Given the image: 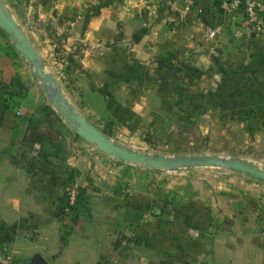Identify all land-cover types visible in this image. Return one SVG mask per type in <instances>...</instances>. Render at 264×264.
I'll list each match as a JSON object with an SVG mask.
<instances>
[{
    "label": "crops",
    "instance_id": "crops-1",
    "mask_svg": "<svg viewBox=\"0 0 264 264\" xmlns=\"http://www.w3.org/2000/svg\"><path fill=\"white\" fill-rule=\"evenodd\" d=\"M227 1L192 0L183 20L177 15L179 2L171 0L0 3L92 124L86 113L98 116L100 109L119 122L147 118L152 126L168 116L195 115L214 134L237 132L264 145V24L245 25L241 10L227 7ZM4 40L0 30V251L11 249L18 264L34 253L48 264H264V234L252 220L238 218L236 184L209 177L175 191L198 192L182 197L190 204L175 208L176 216L163 220L161 211L148 210V217L167 228L184 222L213 229L195 255L177 253L167 228L149 230L147 238L127 246L114 243L113 227L133 225L144 214L136 208L138 214L130 217L120 204H107L102 193L113 190L87 187L82 174L89 169L94 177L91 162L101 156L71 146L83 142L64 143L62 160L44 156L36 143H21L25 119L41 102ZM174 102H181L180 108L174 109ZM69 171L85 194L93 195L62 210L53 180ZM195 196L202 198L197 204ZM183 215L186 222L176 220ZM136 225L129 227L138 229L140 222Z\"/></svg>",
    "mask_w": 264,
    "mask_h": 264
},
{
    "label": "rangeland",
    "instance_id": "rangeland-1",
    "mask_svg": "<svg viewBox=\"0 0 264 264\" xmlns=\"http://www.w3.org/2000/svg\"><path fill=\"white\" fill-rule=\"evenodd\" d=\"M0 30L5 39V46L12 53L18 55L19 63L23 64V68L26 70L25 76L28 78L31 92H34L35 95L39 97L40 104H49L42 88V79L31 72L30 63L16 51L12 38L1 28ZM41 66L44 71L50 73L53 77L51 70L45 67L42 62ZM53 79L55 80L54 77ZM55 82L57 83L56 80ZM60 92L68 100L71 108H74L79 113H81L80 111L85 113L84 108L70 101L69 96L63 93L61 89ZM174 103L176 104L173 106L174 109L180 108L181 102ZM163 108L166 109V107ZM102 110L103 109L98 110V116H91L87 113L86 115L93 121L94 125L108 135L111 140L130 150L164 158H174L178 156L237 157L254 167L264 169V145L246 141L243 137L244 134H237V132L233 134L224 133V135L218 133L214 134L212 130L206 129L208 126L206 123L197 122L195 115L189 117L168 116L167 118H162L159 124L152 126L146 123L147 118H143V120L131 119L128 123L119 122L116 118L109 117L104 110V116H102ZM62 121L66 126V131L62 136L64 143L83 142L81 143L83 145H78L76 143L71 146L77 151H83L82 146H85L86 148H91L92 152L101 156L100 161L97 160V163L93 164V161L91 162L90 167L93 175H95L94 177L89 175V169L82 174L84 175L82 179L87 182V187L92 191L99 188L103 190L108 189L109 191L113 190L114 192L102 193L103 196L107 197V204L110 206L116 203L120 204L125 208V213H129L130 217L133 216V213H135V215L138 214L134 211L136 208H139L144 214L140 221H134L135 223H133V225L129 221V225L113 227L112 233L114 243L118 238H122L125 241L123 245L127 246L128 242L134 241L136 238H147L149 230L155 232L158 228H167L165 224L154 222L155 217H148L150 205L152 203H157L162 206V210L158 213V216L162 217L161 215H163V220L165 216L168 217V215H172V217L176 216V212L174 211L175 208L181 205L183 207L186 205L188 206V204H190L188 203V198L187 202H185V199L182 197H188L192 193L193 196L198 194V192L175 191L178 189H185L187 191L195 180L203 179L204 177L212 178L214 182H220L221 185L224 183L226 186H228V184L232 186V184L235 183L236 192L233 194L236 196L237 200L238 218L252 220L255 225L260 228L261 233L264 234V179L247 172L221 166L179 165L153 167L146 166L140 162H128L117 159L112 154L104 153L92 143L85 141L76 133L71 125L64 120ZM88 175L91 181H88ZM65 176L66 174H64L61 179L60 177L54 179V176H49L52 180L54 179L53 187L54 189L57 188L55 192H60L61 194L62 205H64L65 200L61 181ZM89 194H85V189L79 186L80 200L90 201L91 198L89 199V196H92L93 193ZM193 198L198 199L194 201V204H197L199 199L202 200V198L198 196ZM126 208L128 210L134 209L132 211H127ZM180 219L186 222L188 218H184V215L183 219L176 217V220ZM112 222L113 225L114 219ZM139 222L140 225L138 229L129 227H137L138 225H136V223ZM182 223L181 225L183 226L181 227L179 222L178 225H173L165 229V231L171 235L173 242L178 244L175 247L177 253H179V251H184L186 257L189 254L193 256L195 255L198 244L202 240L208 242L211 240L213 237V229H201L197 227L198 224L196 225V223ZM182 246L187 247L183 250ZM121 248L122 247H118V249ZM180 263L179 261L176 264ZM188 264L191 263L189 262ZM193 264H197L196 261H193Z\"/></svg>",
    "mask_w": 264,
    "mask_h": 264
},
{
    "label": "water",
    "instance_id": "water-1",
    "mask_svg": "<svg viewBox=\"0 0 264 264\" xmlns=\"http://www.w3.org/2000/svg\"><path fill=\"white\" fill-rule=\"evenodd\" d=\"M0 28L10 37H14L13 45L24 59L30 63L31 72L42 79V88L46 94L50 106L60 116V118L71 125L76 133L85 141L92 143L104 153L112 154L117 159L128 162H140L146 166L168 167L179 165H211L221 166L228 169H235L250 173L256 177L264 179V169L254 167L237 157H217V156H178L174 158H164L151 156L142 152L130 150L125 146L111 140L108 135L89 122L78 111L70 107L68 100L61 94L58 84L50 73L44 71L40 58L32 46L28 43L23 33L16 23L6 12L0 3ZM161 205L152 203L150 212L155 214L161 211ZM23 264H48L39 253L31 255Z\"/></svg>",
    "mask_w": 264,
    "mask_h": 264
},
{
    "label": "trees",
    "instance_id": "trees-1",
    "mask_svg": "<svg viewBox=\"0 0 264 264\" xmlns=\"http://www.w3.org/2000/svg\"><path fill=\"white\" fill-rule=\"evenodd\" d=\"M66 126L60 116L47 103L37 105L26 117L24 129L21 135V143L32 147L34 143L38 145V150L46 157H52L58 160L65 158L67 153L63 141V134ZM76 175L74 171H69L62 179V186ZM79 186L77 187V196L74 204L68 209L74 208L80 201Z\"/></svg>",
    "mask_w": 264,
    "mask_h": 264
},
{
    "label": "built area",
    "instance_id": "built-area-1",
    "mask_svg": "<svg viewBox=\"0 0 264 264\" xmlns=\"http://www.w3.org/2000/svg\"><path fill=\"white\" fill-rule=\"evenodd\" d=\"M179 2L176 7L179 20H183L186 17V13L192 4V0H171V3ZM229 8H239L242 13V21L247 26H256L264 24V19L259 18L260 12L264 13V3L258 4L254 0H228L226 3ZM18 113V110H15ZM77 176L74 175L69 181H66L62 188L64 193V205L61 206L62 210H68L69 206L74 204L77 196ZM117 243L123 245L125 241L122 238H118ZM0 264H18L15 262L12 254V250L0 251Z\"/></svg>",
    "mask_w": 264,
    "mask_h": 264
},
{
    "label": "bare ground",
    "instance_id": "bare-ground-1",
    "mask_svg": "<svg viewBox=\"0 0 264 264\" xmlns=\"http://www.w3.org/2000/svg\"><path fill=\"white\" fill-rule=\"evenodd\" d=\"M12 39L15 40L14 37H12ZM252 166H253V165H252Z\"/></svg>",
    "mask_w": 264,
    "mask_h": 264
}]
</instances>
